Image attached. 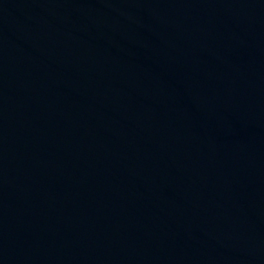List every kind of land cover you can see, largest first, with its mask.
<instances>
[{"label":"water","instance_id":"1","mask_svg":"<svg viewBox=\"0 0 264 264\" xmlns=\"http://www.w3.org/2000/svg\"><path fill=\"white\" fill-rule=\"evenodd\" d=\"M0 264H264V0H0Z\"/></svg>","mask_w":264,"mask_h":264}]
</instances>
